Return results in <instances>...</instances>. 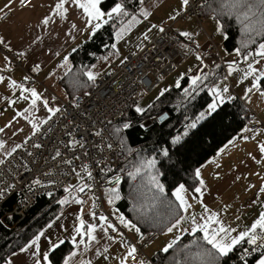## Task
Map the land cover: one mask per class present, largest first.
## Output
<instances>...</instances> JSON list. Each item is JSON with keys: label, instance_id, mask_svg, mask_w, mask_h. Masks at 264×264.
<instances>
[{"label": "snow or ice", "instance_id": "6c2138e0", "mask_svg": "<svg viewBox=\"0 0 264 264\" xmlns=\"http://www.w3.org/2000/svg\"><path fill=\"white\" fill-rule=\"evenodd\" d=\"M143 2L144 0H138V3L136 0H113L112 5L104 9L102 0H52L45 14L37 20L36 25H28V27L29 29L40 28L43 31L45 28H48L53 17H58L60 20L70 24L69 31L64 33L65 37L72 36L75 39L73 36L74 32L80 33L83 30H88L89 38H91L92 34L111 22L113 37L117 41H122L132 32L136 25L142 22L140 18H143L144 21H149L152 14L144 8ZM214 4L215 6L209 3L208 0H204V3L200 4L195 3V0H180L179 7L177 10H174V14L168 15V21L176 23L178 20H182L185 16H188L189 11H192L194 8L202 10L210 9L216 33L227 40L229 37L225 34L223 19L234 20L239 26L241 39L237 41L239 46L234 48V58L231 62L227 63V73L222 79L227 80L232 76L237 71L234 65L243 61L246 64V69L243 70L241 80H247L249 77H252L249 81L251 88L244 90L245 97H248L252 89H256L259 95L264 97V0H214ZM14 5H18L21 10L35 7L32 0H8L0 8V13H3V16H7L14 10ZM70 8L80 10L78 15L83 23V29L79 28L76 23L68 21ZM188 18L191 19V16H188ZM164 23V21H161L162 25ZM157 27L156 24H152L151 28L147 31L151 32L152 29H156ZM158 30L160 33L167 34V30L163 26H160ZM172 31L175 33L173 37L174 43L184 50V54L195 55L196 61L203 65L204 58L198 52L200 44L196 40L198 33L186 29H172ZM143 39H149L147 33L143 34ZM41 40L40 34L34 35V38L30 40L29 50L31 45H35ZM184 41H187V43ZM0 45L7 52H13L10 42H6L3 36H0ZM137 47L139 48L140 46L138 45ZM111 48L115 51L110 53V55L119 57L120 52L117 49V44H111ZM75 51L76 48H73L72 52ZM49 52L54 56L61 55L60 51L51 48ZM136 54V52L131 53L132 56ZM28 57L29 52L27 51L21 50L14 53V59H23L26 64L28 63ZM237 57L239 60L236 59ZM102 59L108 61L109 56H104ZM126 59L127 57H124L119 62L124 64ZM3 60L4 66L0 68V73H8V75L0 74V84L5 85L6 91L15 97L14 99L5 97L4 103L15 110L12 119L3 128H0V133L12 127L13 122L19 123V120H23L27 126H30V134L25 135L19 143H8L0 139V169H3L7 175L13 176V180H15V176L20 175L19 169L22 168L25 172L31 173L33 168L30 165H38L40 159L43 157L47 171H43L40 175L32 178L25 185L26 190L33 192L38 187L47 188L49 185L56 183L54 179H48L46 183L42 182L41 175L50 178L55 176L57 171L62 176L71 173L76 176V183L67 184L63 188L66 195L57 200L56 203L62 207L70 204L82 205L84 201L79 198L78 194L84 193L86 189L91 191L93 184L88 181L94 182L95 179L93 171L90 169V163L85 162V159L91 160L89 147L99 149L100 151L104 149L112 151L114 143H118L119 148L124 150L126 145L122 130L128 129L130 122L126 121L117 126L113 124L111 119L99 118L92 120L91 115H88L85 121L87 126L85 127L81 124H74L72 120H68L64 125V132L62 133L66 139L58 140L52 146L48 156H43V152L47 150V145L40 140L34 141L33 137H38L41 134L42 127L48 125L54 117H57V114L60 117H65L67 113L62 107L54 106L56 102L55 96H47L34 85V74L41 70L40 63L33 61L30 73L26 72L22 79L17 81L11 75L14 66L10 67V65L13 64V61L9 59L8 55H4ZM68 62L69 56L64 55L60 63L55 67L64 68L68 65ZM215 68L219 69L220 65H215ZM95 69V64L90 66L84 65L74 74L71 83L75 92L82 91L84 97L91 96L90 89L97 87V81L102 75L100 71ZM189 72H191V69H189ZM106 74L110 75L111 73ZM49 75L52 76L55 73L50 72ZM211 75L212 73L209 72H191V74H181L176 80V87L180 88L181 79L186 77L188 87L183 89L185 98H194L198 94V89L207 87L208 95L212 99L211 102L207 103L206 109L200 112L194 121L185 124L182 135L172 137L171 144L173 146L180 144L182 138L189 134L190 129L197 128L200 121L205 120L206 117H211L213 113H217V109L220 105L224 104L226 98L229 101L235 99L230 94V87L227 84H217L215 80L209 84L208 80ZM166 91L167 89H163L160 95L163 96ZM72 101V108L81 116H85V112L81 111V104L75 95H73ZM133 104L135 105L134 110L137 114H144L147 109L153 107V105L149 104L146 109L136 101H133ZM16 105H20V107L16 109ZM37 113H40V115H37ZM121 114L123 115V113ZM160 119H164V117L161 116ZM185 119L187 120L188 118L185 117ZM250 123L252 126L245 125L237 136L229 139L227 144L216 152V156H220L225 152L228 145L234 146L237 138L246 142L254 141L253 150L247 152L246 156L256 164L264 167V139L260 138L264 136V121ZM256 125H259V127ZM140 127L143 128L145 125L141 124ZM48 131L50 132L51 128ZM23 132L24 128H16L12 132V136H16L18 133L22 134ZM44 135H47V133H44ZM89 137L93 138L91 144H89ZM97 139L99 143L96 142ZM48 143L51 144L52 141L49 140ZM29 144L33 151L27 149L26 146ZM22 148L24 149V153H19L18 150ZM128 151L130 152L131 150L129 149ZM157 155L164 158L169 157L168 148L159 149ZM77 161L80 162L79 167L76 166ZM101 163V161L95 162L96 167L102 173L111 171L106 165L101 167ZM211 163H215V161L213 160ZM241 163H244V161ZM156 164L157 160L155 157L140 160L134 167V171L128 172V175L133 179H141L142 183L138 189L139 195L145 201L150 199L153 204L161 199L160 194H163L165 191L164 185L160 183L159 170L156 169ZM219 167L220 165L217 164V168ZM203 168L204 165L201 164L194 169L193 175L196 182L194 185L186 187L185 183H179L174 187L172 196L177 203L173 205L172 202H169L170 218L165 225V230L166 233L175 232L176 234L173 239L160 249V252L168 253L169 250H172L169 264H221L224 258L229 257L230 253H233L239 246L246 243L248 247L243 248L239 257L243 264H264V202H262L264 201V183L259 185L258 199L252 201V204H259L260 207L257 217L252 221L250 226L237 231L236 228L222 223L218 212L212 211L204 204L203 197L207 186L202 177ZM144 177H147L146 183H144ZM216 178H220L218 173ZM236 179L239 180L240 176H237ZM114 182L119 185V175L114 177ZM109 183H112V181L110 180ZM15 187V182H0V200L5 199L14 191ZM248 187L251 188L252 185H248ZM189 188H191L192 192L191 199L202 208V213L199 216L196 214L188 215L189 209L193 206L187 198ZM150 192L151 197L148 195ZM47 195L52 196L53 193L48 191ZM106 195L109 196V204L112 203L113 199H119L118 190L115 187L106 189ZM89 199L92 200L91 207L95 209L97 198L92 196ZM141 207H146V205H141ZM79 211L83 213V208ZM89 215L94 218L98 216V223L86 222L82 215H76L71 228L67 224L61 223L60 216H57L55 221L49 222L46 225V229L51 230L55 224L57 229L63 230L64 233L68 234L65 238H61V235L57 234L55 239H52L51 231L42 229L19 248V253H28L31 264H56L49 254H55V252L59 251L61 245H64L66 239L70 236L73 248L69 251L68 255L62 257V264H93V259L87 257L90 252H93V245L98 243V226L100 232L103 233L102 238L113 243H115V239L110 233H116L117 236H120V228L117 227V224L122 226V228L134 230L137 234L141 232L136 223L126 219L124 215H117L116 220L113 222H110L108 217L102 213L97 214L94 211H89ZM184 233L192 236L193 239L189 244H184L183 247H180L178 241L181 240V236ZM42 238L46 241L43 250L40 243ZM139 238L140 240L144 239L143 235H140ZM121 247L125 248V252L119 257L118 264H149L148 260L139 256L138 248L123 240L122 237ZM11 256L17 258L19 264H28V261L20 258L15 251L11 253ZM77 256L80 259L78 261L73 260ZM94 256L101 257L103 261H109L110 255L107 244L103 246L102 251L99 247H96L94 249ZM248 257H252V259L249 260ZM0 260L3 261V264H16L13 259L0 257Z\"/></svg>", "mask_w": 264, "mask_h": 264}, {"label": "trees", "instance_id": "16d2710c", "mask_svg": "<svg viewBox=\"0 0 264 264\" xmlns=\"http://www.w3.org/2000/svg\"><path fill=\"white\" fill-rule=\"evenodd\" d=\"M136 2L138 3V0ZM208 2L215 6L214 0H208ZM112 3L113 0H102L104 9L109 8ZM208 16L211 17L210 9H201L199 18ZM223 28L229 37L227 40L223 39V48L226 52L233 51L235 47L239 46L237 41L241 39L239 26L234 20L224 18ZM112 33L113 27L110 22L92 34L91 38L88 36L84 39L76 47L75 52L69 53V67L65 71L67 75L64 73L57 80L66 100L69 101L73 95L82 93V91L75 92L73 90L71 81L74 74L84 65H96L100 59L112 52L111 44L114 43ZM217 64L220 65L219 69L214 66L208 71L212 73L208 80L209 84L213 80L217 82L225 75L221 61H218ZM180 82V88L176 86L168 88L163 96L159 95L155 98L150 103L153 107L151 109L146 107L147 110L144 114H137L133 106L113 123L119 126L126 121L130 122V127L122 130L126 147L121 150L119 164L116 168V171L122 175V180L116 187L119 199H116L114 204L127 219L136 223L137 227L141 229L142 235L156 232L158 236L165 231V225L170 218L169 202H172L173 205L177 203L172 196L174 187L179 183H185L187 187L194 185L196 183L193 175L194 169L214 155L218 148L240 133V130L252 121L251 118L243 117L248 107L241 99L235 97L232 101L225 100L224 104L217 109V113L200 121L197 128L190 129L189 134L182 138L180 144L173 146L171 144L172 137L182 135L184 132L179 128L184 117L189 115L196 119L197 114L205 110L207 103L212 99L208 95L207 87L198 89V94L194 98H185L183 89L188 87L186 77ZM162 113L167 114L166 118L162 122L155 121L154 119ZM146 120H153V122L145 124ZM141 124L145 127H140ZM161 148H168L169 157L164 158L157 155ZM152 157L157 160L156 169L159 170V180L165 187L164 193L160 194L161 199L155 204L150 199L145 201L139 195L141 179H133L128 175L129 171H134V167L140 160ZM122 169L123 171H121ZM143 179L146 183L147 177ZM153 191L155 190L153 189ZM148 195L151 197V192ZM60 198H62L61 194L39 196L28 210L26 217L20 220L12 231H8L6 225L13 224L16 217L4 216L3 221L0 219V257L7 259L13 251H18L35 233L52 220L61 208L56 203ZM14 201L15 196H11L3 202L0 207V218L4 211L12 209ZM141 205H146V207H141ZM192 239V236L183 234L178 244L183 247L184 244H189ZM245 247L246 243H243L233 253H230L229 257L224 258L221 264H225V261L226 264H243L239 254ZM72 248L73 245L66 240L59 251L49 255L56 264H61L62 257L67 255ZM171 256L172 250H169L168 253L159 250L151 257L146 256L148 258L146 260L149 261V264H169ZM248 259L251 260L252 257H248ZM0 264H3L2 260H0Z\"/></svg>", "mask_w": 264, "mask_h": 264}, {"label": "crops", "instance_id": "0c3cea01", "mask_svg": "<svg viewBox=\"0 0 264 264\" xmlns=\"http://www.w3.org/2000/svg\"><path fill=\"white\" fill-rule=\"evenodd\" d=\"M7 2L8 0H0V8H2ZM32 2L35 7L31 9L21 10L18 5H14V10L10 12V15L5 20H0V36H3L6 42H10L13 48V53L21 50L29 52L28 63L26 64L24 60L21 59L23 63V68H14L11 73L12 77L17 79V81H20L26 72L30 73L31 64L33 61L36 63H40L41 70L38 73L34 74V85L39 88L40 92L45 93L47 96H55L56 102L54 106H60L61 101H63L64 99L59 97V91H62L61 88H59L60 86L57 81L59 76H57V80L55 82L50 83L52 76L49 75L48 71L45 72L43 68L48 63H54L55 60L60 56H64L65 53L64 51H62L63 48L71 49L79 46L83 42L82 41L80 43L82 37L86 35L88 30H83L80 33L74 32L73 36L75 37V39H73L72 36L65 37L64 33L69 31L70 24L66 23L63 20H60V18L58 17H53V20L50 22L48 28H45L43 31H41L40 28L29 29L28 25H36L37 20L42 18V16L47 11V8L51 4L52 0H32ZM78 12H80V10L70 8V15L68 17V21L76 23L79 28L83 29L84 26L78 15ZM2 14L3 13H0V17ZM205 18L206 19L201 22L202 29L204 30L205 34L199 32L196 36V40L200 44V49L198 51L204 58V64L201 65L199 64V62L196 61V59H194L192 63H190V66L185 69L184 73L191 74V72H194V70L198 68L204 69L203 72H208L209 70L214 68V66L218 62L217 61L214 63L215 58L210 57L213 50H215L216 53L219 55L217 46L216 49L211 50L207 54H203V50L210 47L209 39H212V36L216 33L215 23L210 20L209 16ZM176 29H186L197 33L195 28L193 27V21L191 20L184 22V24L177 27ZM36 34H40L42 40L40 42H37V44L35 45H31V48L29 50L30 40L34 38V35ZM222 42L223 40L221 41V43ZM50 48L53 50L60 51L61 55H51L49 52ZM221 63L223 65L222 61ZM3 66L4 60L3 56L0 54V68H3ZM116 66L117 65H115L114 67ZM189 69H191V72H189ZM242 81L243 80H241V82ZM54 84H56L58 88L54 87ZM239 86V83L233 85V92H230V94L233 97H238L239 99L244 101L246 103L245 105L249 107V109H251L254 113H256L254 108H252L251 104H247V101L253 97H257L259 93L257 91L253 94L249 93L248 97H245L244 90L246 88H251V84L247 82L241 89L239 88ZM5 97L13 99L15 98L11 93L6 91L5 85L0 84V128H3L4 125L12 119L15 110L14 108L9 107L6 103H4ZM258 98L264 100V97L258 96ZM19 107L20 105L15 106L16 109H18ZM256 114L261 121H264V109L261 113ZM37 115H40V113H37ZM20 127L24 128V132L22 134L18 133L16 136H12V132L15 131L16 128ZM29 129L30 126H27L26 122L23 120H19V123L13 122L12 127L5 129V132L3 133H0V139H3L8 143H19L25 135L30 134ZM260 138L264 139V136ZM254 144V141L246 142L237 138L234 146L228 145L225 152H223L220 156H216V152L220 148L224 147V145H222L216 150L214 155H212L204 163H202L204 165V168L202 169V177L204 178L207 186V190L205 191L203 197L204 204L212 211L218 212L219 218L221 219L222 223H224L226 226L236 228L237 231L243 230L244 228L250 226L252 221L257 217L258 212L260 211L259 204H252V201L254 199H258L257 194L259 191V185L261 183H264V167H261V165L256 164L254 161H252L246 156L247 152L253 150ZM213 160L215 161V163H211V161ZM242 161H244V163H241ZM217 164L220 165L219 168H217ZM217 173L219 174V179L216 178ZM237 176H240L239 180L236 179ZM248 185H252V187L249 188ZM191 195L192 192L189 188L187 198L189 200V203L193 206L189 209L188 215L190 216L192 214H196L197 216H199L202 213V208L198 203L191 199ZM84 207V205L76 204L66 205L65 207L61 206L59 212L49 222L55 221L56 217L60 216V222L67 224L69 228H71L74 223L75 216L82 215L86 222L91 221L94 223H98V216L95 218L90 216L89 210H84ZM81 208H83V213L79 211ZM115 220L116 217L114 216H111L109 218L110 222H113ZM46 225L42 229L45 231H51L52 239H55V236L57 234L61 235V238H65L68 235L67 233H64L63 230L57 229L55 224L51 230H47ZM117 227L120 228V236H117V234L114 233L113 237L115 239V243H113L111 241H106V239L102 238L103 233L100 232V228L98 226V243H95L93 245V252H90L87 257L93 259V264H118L119 257L122 256L125 252V248L121 247V237L123 238V240L128 241L132 245L140 241L139 237L140 235H142L141 233L137 234L134 230L122 228V226L118 224ZM175 234V232L166 233V230L162 234H159L152 242L148 243L150 245L155 242L152 246H149L148 244L145 245L144 252L146 251V256L151 257L156 251H159L168 241L174 238ZM66 240L71 243L70 236H68ZM40 243L41 249L43 250L46 243L44 238H42ZM106 244L108 246V253L110 255L109 261H103L101 257L94 256V249L96 247H99L102 251L103 246ZM16 252L18 253V256L20 258L27 260L28 264H31V259L29 258L28 253L21 254L19 253V250ZM7 259H13L16 264H19L17 258L12 257L11 255ZM79 259V256L73 258V260L76 261H78Z\"/></svg>", "mask_w": 264, "mask_h": 264}, {"label": "built area", "instance_id": "2783aa9c", "mask_svg": "<svg viewBox=\"0 0 264 264\" xmlns=\"http://www.w3.org/2000/svg\"><path fill=\"white\" fill-rule=\"evenodd\" d=\"M195 3H204V0H195ZM200 11V8H194L192 11H189L188 16H193L199 21ZM9 15L10 13L7 16H3L2 14L0 20H5ZM188 16H185V18ZM163 27L166 28L167 34L159 32L139 51H137L135 56H132L131 54L127 55V59L124 64L119 63L110 71L102 73L101 78L97 81V87L90 89L92 93L91 96L84 97L82 93L75 94L81 104V111L85 112V116H81L72 108V98L69 101H61L59 107H62V109L66 111L67 115L65 117H60L59 114H57V117H54L48 125H44L42 127L41 134L38 137H33L34 141L40 140L47 145V150L43 152V156H48L52 146L58 140L66 139L62 133L64 132V125L68 120H72L74 124H81L86 127L87 125L85 124V121L87 120L88 115H91L92 120L104 118L111 119L113 123H115L134 106L133 101L137 102L144 95L151 92L160 83L163 77L172 72L186 59L187 55L184 54V50L173 41L175 33L172 31V26L164 24ZM209 40L210 47L204 49L203 54H207L211 50L216 49V45L213 40ZM184 42L187 43V41ZM0 54L3 57L4 55H8L9 59L13 61V64L10 65V67L14 66V68H23L22 60L14 59V53L7 52L2 45H0ZM106 73L111 74L109 75ZM0 74L7 75L8 73ZM256 91V89H252L250 94H253ZM121 113H123V115ZM185 117L188 119L186 120ZM185 117L179 127L181 130H184L186 123H191L195 120V118L193 119L189 115H186ZM243 117L251 118V122L261 121L257 114L249 108H247ZM152 122L153 120H150V123ZM247 125L252 126L250 122ZM256 126L259 127V125ZM49 128H51L50 132L48 131ZM44 133H47V135H44ZM49 140L52 141L51 144L48 143ZM92 140L93 138L89 137V144H91ZM96 142L99 143V140L97 139ZM26 147L29 151H33L30 144ZM88 150L91 154V160L89 161L88 159H85V162L90 163V169L93 171L95 179L94 182L88 181L93 184L92 190L88 191L86 189L85 191L89 192L91 196H95L97 198L96 208L93 209L91 207L89 211H94L97 214L102 213L109 219L110 217L107 215V209L105 206V193L106 189L112 187L116 188L118 186L114 182L115 176L119 175L120 181L122 180V175L116 171L122 151L119 148L118 143H114L112 151H108L107 149L100 151L99 149H93L91 147H89ZM18 152L24 153V149L22 148L18 150ZM96 161H101V167L106 165L111 169V171L102 173L100 169L96 167ZM79 163V161L76 162L77 167H79ZM30 167L33 168L31 173L25 172L22 168L19 169L20 175L15 176V180H13V176L7 175L3 169H0V182L16 183L14 191L11 192L5 199L0 200L1 207L7 198L15 196L12 209L4 211L2 217L0 218L2 220L4 216L16 217V221L13 224H10L9 226L6 225V229H8V231H12L16 224L26 217L28 210L39 196L47 195V192L51 191L53 194H61L63 197L66 195L63 188L77 179L76 176L71 173L69 175L62 176L59 174V171H57L55 176L50 178H46L41 175L40 178L42 182L46 183L48 179H54L56 183L49 185L47 188L38 187L34 189L33 192H28L25 185L28 184L32 178L40 175L41 172L47 171V167L44 165L43 157L40 159L38 165H30ZM110 180L112 183H109ZM78 195L84 202L88 201L86 192ZM110 234L114 236V233ZM143 237L144 239L135 243L134 246L138 248V254L140 257L148 259L143 250L144 245L153 241L157 237V233L149 232L143 235ZM246 247H248L247 244Z\"/></svg>", "mask_w": 264, "mask_h": 264}, {"label": "rangeland", "instance_id": "374dc122", "mask_svg": "<svg viewBox=\"0 0 264 264\" xmlns=\"http://www.w3.org/2000/svg\"><path fill=\"white\" fill-rule=\"evenodd\" d=\"M179 3L180 0H144L143 2V6L144 8L149 11L152 15L149 18V21H144L143 18L141 19V23L136 25L132 32H130L124 40L122 41H117L114 38V43L117 44V49L120 52V56H112V55H107L109 56V60L108 61H104L103 59H100L98 61V63L96 64V69L100 71L101 73H105L108 72L109 70L113 69L115 65H118L121 59H123L124 57H126L127 55L131 54L132 52H137L141 49V47L146 44L151 38H153L157 33H158V29L160 26H163L164 24L166 25H171L172 28L176 29L177 27L181 26L182 24H184V22H187L189 20L193 21V27L195 28L197 33H204V30L202 29V25L201 22L203 20H205L206 18H199V21L191 16V19H189L188 17L182 19V20H178L176 23H173L171 21H168V15L169 14H174V10H177L179 7ZM210 17V16H209ZM210 20H212V18L210 17ZM161 21H164L165 23L162 25ZM214 23V21H213ZM152 24H156L158 27L156 29H152L151 32H148L147 30L149 28H151ZM201 26H200V25ZM147 33L149 36L148 40H144L143 39V34ZM205 34V33H204ZM89 36V32L86 33V35H84L80 41V43ZM213 42L215 43V45L217 46L218 49V53L219 55L216 53L215 50H213V52L211 53L210 57L215 58V62L221 60L223 62V65L225 67V74L227 73V63L231 62L234 58V51H230V52H226L222 46L221 41L223 40L222 36L218 33H215L212 36ZM140 46L139 48L137 46ZM76 46V45H75ZM210 46V44H209ZM73 48L68 49V48H63L62 51H64V55H69V53L72 51ZM115 51L112 49V52ZM111 52V53H112ZM199 52V51H198ZM200 53V52H199ZM63 56H60L59 58H57L55 60L54 63H48L47 65H45V67L43 68V70H45V72H54L55 75H52V79L50 80L51 82H55L57 79V76H62L65 71L68 69L69 67V62L68 65L64 68H56L55 66L60 63L61 59ZM195 59V55H187V59L186 61L184 60L179 66H177L172 72H170L168 75H166L165 77H163L160 81V83L149 93H147L146 95H144L142 98H140L137 103L142 106V107H147L155 98H157L160 95V92L163 89H168L171 87L176 86V80L181 76V74H184L185 69L188 68L190 66V63H192V61ZM237 60H239V58H236ZM211 60V59H210ZM234 67L237 69V71L230 76L227 80H223L222 78L220 80L217 81V84L220 83H224L227 84L230 87V92L232 91V86L236 85V83H239L240 86L239 88L241 89L244 84H246L247 82L250 81V79H252V77H249L247 80H243L241 82V78L243 75V70L246 69V64L243 61H240V63L234 65ZM17 69V68H16ZM203 72L204 69H196L194 70V72ZM54 87L58 88L56 84H54ZM60 88V87H59ZM60 95L59 97L63 98L65 100V94L62 91H59ZM259 97H261L258 94ZM257 97H253L251 99H249L247 101V104H251L252 108H254V110L256 111V113H261L264 109V100H262L261 98ZM227 99V98H226ZM225 99V100H226ZM211 102V100H210ZM244 102V101H243ZM244 104H246L244 102ZM135 108V105H134ZM249 108V107H248ZM206 109V107H205ZM76 181H72L71 184H75ZM88 197V201L84 202L82 205H84V210L87 209L89 210L91 205H92V200L89 199L91 196V194L87 191H85ZM108 199L109 196L106 195L105 197V205H106V209H107V214L111 217H116L118 214L119 215H123L116 207H115V200H112V203L109 204L108 203ZM65 207V206H64ZM111 214H109L108 213ZM114 219V218H113ZM157 241V240H156ZM155 243V242H153ZM152 244H148L149 246H152ZM146 249V248H145ZM146 252V251H145Z\"/></svg>", "mask_w": 264, "mask_h": 264}, {"label": "water", "instance_id": "95a60500", "mask_svg": "<svg viewBox=\"0 0 264 264\" xmlns=\"http://www.w3.org/2000/svg\"><path fill=\"white\" fill-rule=\"evenodd\" d=\"M166 115H167L166 113H162L161 115H159V116H158L157 118H155L154 120L157 121V122H162V121L166 118ZM161 116H163L164 119H160ZM148 123H150V120H146V121H145V124H148Z\"/></svg>", "mask_w": 264, "mask_h": 264}]
</instances>
